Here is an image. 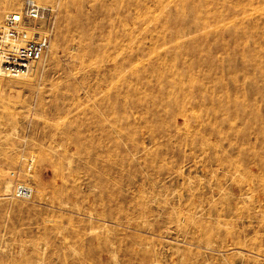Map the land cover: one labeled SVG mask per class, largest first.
I'll use <instances>...</instances> for the list:
<instances>
[{
    "label": "rangeland",
    "instance_id": "rangeland-1",
    "mask_svg": "<svg viewBox=\"0 0 264 264\" xmlns=\"http://www.w3.org/2000/svg\"><path fill=\"white\" fill-rule=\"evenodd\" d=\"M35 1L50 50L0 78V264H264V0Z\"/></svg>",
    "mask_w": 264,
    "mask_h": 264
},
{
    "label": "built area",
    "instance_id": "built-area-1",
    "mask_svg": "<svg viewBox=\"0 0 264 264\" xmlns=\"http://www.w3.org/2000/svg\"><path fill=\"white\" fill-rule=\"evenodd\" d=\"M50 13L49 7L25 0L18 11L5 15L0 24V77L18 79L48 54L52 30L46 24ZM15 195L27 199L30 190L19 186Z\"/></svg>",
    "mask_w": 264,
    "mask_h": 264
},
{
    "label": "bare ground",
    "instance_id": "bare-ground-1",
    "mask_svg": "<svg viewBox=\"0 0 264 264\" xmlns=\"http://www.w3.org/2000/svg\"><path fill=\"white\" fill-rule=\"evenodd\" d=\"M34 1H35V0H34ZM37 3H38V2H37ZM39 4H40V3H39ZM40 5H42V4H40ZM46 7H47V6H46ZM29 70H30V69H29ZM29 70H28L27 72H25V74H24V75H22V76H25V75H27V74H28V72H29ZM22 76H21V77H22ZM21 77H20V78H21ZM0 78H2V77H0ZM4 79H5V78H4ZM8 185H9V184H8ZM7 188H9V187H7ZM10 189H11V188H10ZM7 190H8V189H7Z\"/></svg>",
    "mask_w": 264,
    "mask_h": 264
}]
</instances>
